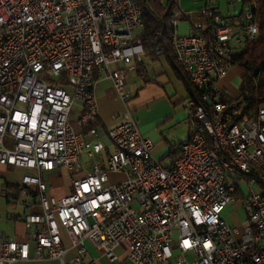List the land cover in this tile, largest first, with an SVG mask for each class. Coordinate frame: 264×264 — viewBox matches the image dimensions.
<instances>
[{"label": "built area", "instance_id": "obj_1", "mask_svg": "<svg viewBox=\"0 0 264 264\" xmlns=\"http://www.w3.org/2000/svg\"><path fill=\"white\" fill-rule=\"evenodd\" d=\"M175 4L171 44L196 94L184 105L189 139L165 166L129 105L127 68L146 55L139 0H0V166L24 171L15 202L34 243L0 232V264H91L92 250L116 263L118 248L130 264H264V105L238 120L242 107L217 86L258 21L250 6L223 16L221 0H204L193 22ZM102 79L125 107L108 130L98 125ZM78 102L92 139L71 123ZM63 173L70 186L57 197L49 184ZM237 200L242 231L223 215Z\"/></svg>", "mask_w": 264, "mask_h": 264}, {"label": "crops", "instance_id": "obj_2", "mask_svg": "<svg viewBox=\"0 0 264 264\" xmlns=\"http://www.w3.org/2000/svg\"><path fill=\"white\" fill-rule=\"evenodd\" d=\"M188 1H190L191 3L189 4L186 2L185 9L183 7V3L185 2V0H179V5L183 10L191 14V20L194 22L199 18L198 12L202 8L204 0ZM190 30L191 27L189 31ZM135 66V70L127 68L126 81L128 84L129 92L132 96L129 102L130 108L132 109L133 107L136 112H142L139 117H136L139 128L142 134L152 140V142L154 143V156L165 166H169L171 165L173 158L178 154L179 145L186 142L190 136V133H188L186 139H184V136H176L171 140L168 133L169 129L179 124H183L184 122H186L185 120H187L185 113L183 111H178L181 104H184L189 98L187 86L185 85L184 81L178 76L174 64L165 54L157 57L155 55L147 53L143 57L142 63L139 64V66L138 63H136ZM175 79L181 81L187 91L186 99H184L183 101L177 100V93H173L172 95L169 94L168 87L173 83V80ZM96 95L99 105L98 125L103 127L104 130L111 129L119 125L123 120L125 107L117 97L112 87L111 81L108 79H102L101 81H99ZM161 104H166V106H162ZM157 105V109L153 111V107ZM72 114H74V118H72ZM82 115V106L78 102L72 108L70 116L71 123L77 131L84 132L86 138L92 139L91 136L86 134L87 129L80 124ZM188 124L190 127V122H188ZM185 126H187V123H185ZM100 138H102L108 144L106 138L101 135ZM0 168L3 169L4 172L13 170L1 166ZM64 175L67 177L70 186V177L67 174L63 173L60 180L64 178ZM111 178L112 181L115 182L123 180L125 177L123 175H112ZM53 180H51V184ZM69 186L65 193L55 196L60 197L65 195L69 190ZM1 191L2 195L5 193V198L7 201L5 181L3 182ZM10 199L14 200L13 198ZM7 202L9 203V201ZM17 203L18 202H14L12 204L16 205ZM32 210L39 212L40 208L35 205ZM25 213L26 210L24 208L22 214L10 215L6 219V223H3L4 226L1 228L3 230L2 234L20 241L29 240L31 245L33 246L34 243L29 239L28 231L23 222V216ZM65 242L68 246H70V242L68 239H65ZM76 253L77 250L72 249L70 250L68 257L73 258ZM116 254L119 256V261H117L116 263H111L105 256L99 255L96 251L92 250L91 255L93 258V262L91 264H130L123 248H118L116 250ZM15 264L59 263L55 260H28L17 262Z\"/></svg>", "mask_w": 264, "mask_h": 264}, {"label": "trees", "instance_id": "obj_3", "mask_svg": "<svg viewBox=\"0 0 264 264\" xmlns=\"http://www.w3.org/2000/svg\"><path fill=\"white\" fill-rule=\"evenodd\" d=\"M242 4L250 6L255 14L259 35L256 40L248 42L245 48L232 59V65L240 67L243 72L239 97L232 98L226 94L222 99L227 102H237L242 107L238 120L255 114L264 105V0H242ZM139 6L144 24L141 31L137 33V38L142 41L146 53L155 55L156 49L162 48L163 54L174 64L178 76L187 86L189 97L195 96L196 91L177 63L171 44L174 27L170 20L176 8L175 0H139ZM179 21H190V19L181 17ZM141 63H138V66ZM8 169L13 168L8 167ZM5 187L7 201L10 198L14 200L20 198L22 190L19 183L5 180Z\"/></svg>", "mask_w": 264, "mask_h": 264}, {"label": "rangeland", "instance_id": "obj_4", "mask_svg": "<svg viewBox=\"0 0 264 264\" xmlns=\"http://www.w3.org/2000/svg\"><path fill=\"white\" fill-rule=\"evenodd\" d=\"M186 2L189 4L191 3L190 1L185 0V2L183 3L184 9H185ZM242 6H243V4H242L241 0L236 1L235 4H231V5H228V3L225 0H221V10H222L223 16L234 15L235 12H239L242 9ZM190 27H191L190 21H179V23H178L179 34H181V35L188 34ZM140 31H138L137 33H139ZM242 75H243L242 69L238 66H233L229 69L227 76L217 83V86L222 88L229 97L237 98L240 95V86H241V81H242ZM168 88H169L168 89L169 94L172 95L173 93H177V100L183 101L184 99H186L187 91L184 87V84L181 81H179L178 79L173 80V83ZM186 102L184 104H181L180 109H178V111L179 112L183 111L186 115L187 120H185L186 122H184L183 124H179V125L172 127L171 129L168 130L169 137L171 140L176 136H184V139H186L188 136V133H190L191 122H190V118L188 117V114L184 108V105L186 104ZM161 105L166 106V104H161ZM244 105L246 106V103ZM157 107H158V105L153 107V111H155L157 109ZM171 109H173V108H171ZM132 112H133L135 119H137L136 117H139L140 114L142 113L141 111L136 112L133 109V107H132ZM72 118H74V114H72ZM188 122H190V127H189ZM185 123H187L188 127L185 126ZM7 143H8V145H11L10 141H8ZM22 174H23V171L18 170V169L13 168V170H9L7 172H4L3 169L0 168V232L1 233L3 232V230L1 229L4 226L3 223H6V219L10 215L22 214V212L24 210L20 201L16 205L12 204L15 202V200L9 199V201H11V204L6 201L5 193L2 195V191H1L3 182L5 180H7L8 182L19 183ZM61 177L62 176H59L58 178H55V179L53 178L54 180L52 181V184H51V182L49 184V193H51L53 195H60V194H63L67 191L68 186H69L68 179L64 175V178L62 180H60ZM243 192H244L245 196L248 195L249 191H248V188L246 186H243ZM223 215H224V218L226 219V221L230 225L238 227L241 231L243 230L244 226L246 225L247 213L245 212V210L242 206L241 200H237L233 204L229 205L226 208Z\"/></svg>", "mask_w": 264, "mask_h": 264}]
</instances>
